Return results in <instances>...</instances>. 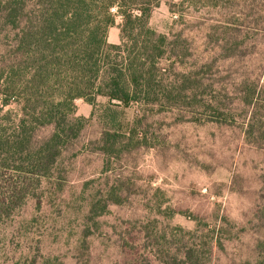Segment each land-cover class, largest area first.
<instances>
[{
  "label": "rangeland",
  "instance_id": "374dc122",
  "mask_svg": "<svg viewBox=\"0 0 264 264\" xmlns=\"http://www.w3.org/2000/svg\"><path fill=\"white\" fill-rule=\"evenodd\" d=\"M149 24L189 39L187 71L217 58L219 99L235 79L230 98L237 123L199 122L189 112H137L136 106L110 109L103 97L94 106L77 100V116L89 122L66 150L58 178L44 183L41 204L28 201L0 230L2 264H160L171 234L181 237L179 228L194 231L200 221L219 229L223 244L207 264L258 259L264 139H246L240 112L264 115V0H160ZM227 24L246 37L244 57L224 60L221 49L206 41L211 25L220 40H230L235 32ZM120 25L118 17L109 43H120ZM245 79L251 88L257 83L256 106L239 100ZM7 110L17 114L20 107ZM137 115L143 119L139 138L130 134ZM104 132H119L132 143L106 156L98 149Z\"/></svg>",
  "mask_w": 264,
  "mask_h": 264
},
{
  "label": "trees",
  "instance_id": "16d2710c",
  "mask_svg": "<svg viewBox=\"0 0 264 264\" xmlns=\"http://www.w3.org/2000/svg\"><path fill=\"white\" fill-rule=\"evenodd\" d=\"M159 4L160 0H0V230L28 201L40 205L44 183L60 175L66 150L89 122L77 116V100L94 106L103 97L110 109L136 106L137 112H189L198 115L199 122L237 123L230 98L235 79L221 100L217 58L187 71L193 56L189 39L181 33H158L149 24ZM118 17L120 43L111 44L109 30ZM224 28L235 32L230 40H220L217 27L211 25L208 44L220 48L224 60L244 57L246 37L240 38V28ZM248 82H241L238 95L242 104L251 106L258 99L257 83L251 88ZM11 104L20 112L8 111ZM240 113L246 116V139H264V115ZM142 126L137 115L131 136L138 137ZM47 129L50 132L43 134ZM128 140L119 132H104L98 149L111 156L129 148L132 139ZM179 231L183 235L171 234L160 264H207L214 248H223L215 226L200 221L194 231ZM3 241L0 233V252ZM258 250V259L244 264H264V242Z\"/></svg>",
  "mask_w": 264,
  "mask_h": 264
}]
</instances>
